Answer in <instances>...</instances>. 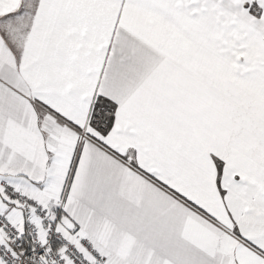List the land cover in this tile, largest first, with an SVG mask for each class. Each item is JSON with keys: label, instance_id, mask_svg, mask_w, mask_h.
Here are the masks:
<instances>
[{"label": "snow or ice", "instance_id": "obj_1", "mask_svg": "<svg viewBox=\"0 0 264 264\" xmlns=\"http://www.w3.org/2000/svg\"><path fill=\"white\" fill-rule=\"evenodd\" d=\"M0 264H264V0H0Z\"/></svg>", "mask_w": 264, "mask_h": 264}]
</instances>
